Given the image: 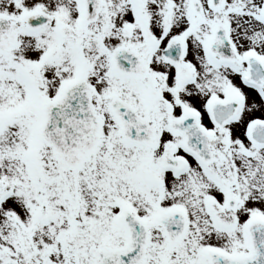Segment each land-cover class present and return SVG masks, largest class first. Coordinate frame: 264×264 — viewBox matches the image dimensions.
Returning <instances> with one entry per match:
<instances>
[{
	"label": "snow or ice",
	"instance_id": "6c2138e0",
	"mask_svg": "<svg viewBox=\"0 0 264 264\" xmlns=\"http://www.w3.org/2000/svg\"><path fill=\"white\" fill-rule=\"evenodd\" d=\"M0 264H264V0H0Z\"/></svg>",
	"mask_w": 264,
	"mask_h": 264
}]
</instances>
